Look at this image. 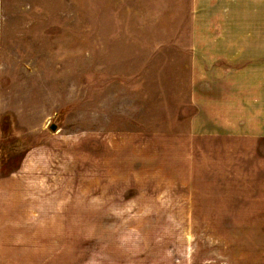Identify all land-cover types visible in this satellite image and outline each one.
Listing matches in <instances>:
<instances>
[{"label": "rangeland", "instance_id": "rangeland-1", "mask_svg": "<svg viewBox=\"0 0 264 264\" xmlns=\"http://www.w3.org/2000/svg\"><path fill=\"white\" fill-rule=\"evenodd\" d=\"M0 264H264V0H0Z\"/></svg>", "mask_w": 264, "mask_h": 264}, {"label": "crops", "instance_id": "crops-1", "mask_svg": "<svg viewBox=\"0 0 264 264\" xmlns=\"http://www.w3.org/2000/svg\"><path fill=\"white\" fill-rule=\"evenodd\" d=\"M238 57H239V55H238ZM236 94H237V96H236V98H232V97H234V95L233 96H229L228 98H227V100H228V104L231 102L232 103V101L233 100H239V95H241L240 94V91H239V89H237V92H236ZM202 102V101H201ZM220 102H222V101H220ZM233 105V104H232ZM225 108H226V111H224L225 110ZM211 109L212 110H215V108H213V107H211ZM222 110H219V111H222V113H217L218 114V116H224V115H228L229 114V122H230V124H232V123H234V126H237V123H236V118H238L239 116H241V114L242 113H240V109H235V108H233V107H231V106H224V108L222 107L221 108ZM208 116H209V114L207 113L206 114V116H205V118L207 119L208 118ZM218 120L220 121V123L223 125V124H225V121H222V118H218Z\"/></svg>", "mask_w": 264, "mask_h": 264}, {"label": "water", "instance_id": "water-1", "mask_svg": "<svg viewBox=\"0 0 264 264\" xmlns=\"http://www.w3.org/2000/svg\"><path fill=\"white\" fill-rule=\"evenodd\" d=\"M51 130H52L53 132L57 131V126H56V125H52V126H51Z\"/></svg>", "mask_w": 264, "mask_h": 264}]
</instances>
